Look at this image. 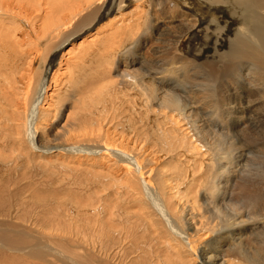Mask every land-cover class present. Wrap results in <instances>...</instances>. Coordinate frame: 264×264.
<instances>
[{"label":"bare ground","instance_id":"bare-ground-1","mask_svg":"<svg viewBox=\"0 0 264 264\" xmlns=\"http://www.w3.org/2000/svg\"><path fill=\"white\" fill-rule=\"evenodd\" d=\"M210 43L213 60L199 63ZM200 75L205 89L254 94L210 129L188 88ZM255 97L264 110V0H0V153L89 175L98 231L122 242L138 231L151 264H264V192L244 135Z\"/></svg>","mask_w":264,"mask_h":264},{"label":"rangeland","instance_id":"rangeland-1","mask_svg":"<svg viewBox=\"0 0 264 264\" xmlns=\"http://www.w3.org/2000/svg\"><path fill=\"white\" fill-rule=\"evenodd\" d=\"M115 8L116 6H114ZM247 15L249 14L247 13ZM199 35L202 38L203 33ZM164 37L165 44L162 42ZM164 37H161L158 42H162L160 48L163 47V44L165 48H169L167 47L169 42L166 39L168 34ZM197 43V40L190 41L186 49L191 53L199 50L196 46ZM210 44L208 45L210 46L209 49L207 46L205 53H200L201 56L197 57L199 63L200 60L203 63L207 60H213L214 57L212 55L215 44ZM92 46L93 44H89V48ZM83 52L85 54L88 53L87 50ZM157 54L160 53H154L155 56ZM150 55L152 57L153 54ZM71 57L75 62L78 61L79 65L82 64L84 59H89V67L92 68L90 71H86L87 77L84 78V81H94L98 84L97 92L103 97V103L106 106L105 93L108 89L97 81L102 76L95 74L96 64L91 60L90 56L82 54L81 48L73 49ZM107 74L112 75V72H107ZM201 76L192 79L188 83V88L193 91L190 96H192V101L194 100L195 102L194 105L199 107V116H195V118H198V123L204 122V124H208L210 129H217L215 120L218 115L216 114L224 111L229 105L234 106L238 102L247 103L246 96L254 94L253 89L243 93H239L238 88L226 91L225 86L227 85H225V82L221 90L218 85H215L214 89H205L206 86L202 87L200 85L201 82H204V80H201ZM175 88L179 90L180 85H176ZM188 88L187 90L189 91ZM218 92H221V95L211 98L213 93L217 94ZM184 97L189 98L188 95H184ZM221 98L224 100H220ZM256 98L253 99L255 102L251 106L253 109L252 121L254 130L249 136L244 134L249 141L246 147L250 148L251 151L246 163L249 179H251V182L259 181L258 188L261 187L260 190L264 192V146L262 145L264 144V110L261 107L260 109L257 107L261 101ZM228 99L231 100L227 104ZM114 108L113 103L112 111ZM228 127L230 128L231 126L229 125ZM215 135L211 130L210 136H218ZM1 153L8 154V158H10L4 161L1 159L2 157L0 158V264L150 263L154 254L153 248L146 246V237L141 236L138 231H132L130 237H127V240L125 239L123 242L118 232L112 231L106 234L105 231H98L99 225L94 224L95 219L93 218H95V215L93 217L94 211L92 206H90L94 201L95 191L93 189L95 188L86 183L91 181L89 175H84L85 173L83 172L81 174L80 171L70 170L71 172H69L66 168L47 167V165L43 164L44 167L41 163L38 164V161L42 163H44L43 161L58 163L53 158L46 156H34L31 160L32 162H29L30 160L28 162L21 160L20 162V160L13 159L17 153L10 151L8 147H5V150ZM170 159L173 161H170V164L173 163V165L182 162V160H178L179 157H177L178 161L176 159L173 160L174 158ZM87 169L94 170L95 167L91 166ZM70 173L73 175L72 177ZM85 176L86 181H84ZM87 184L88 186H86ZM85 195L89 196L91 202L84 198L86 197ZM81 197L85 200L80 199ZM79 199L81 205H78ZM117 221L119 223L122 221L121 224L128 231L134 227L133 218L130 217V214H122ZM124 221L128 222L125 223ZM103 228L106 230L104 226ZM126 254L127 257H125Z\"/></svg>","mask_w":264,"mask_h":264}]
</instances>
